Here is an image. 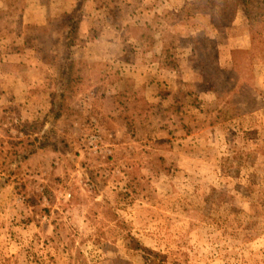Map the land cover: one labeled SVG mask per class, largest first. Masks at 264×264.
I'll use <instances>...</instances> for the list:
<instances>
[{"label": "rangeland", "instance_id": "374dc122", "mask_svg": "<svg viewBox=\"0 0 264 264\" xmlns=\"http://www.w3.org/2000/svg\"><path fill=\"white\" fill-rule=\"evenodd\" d=\"M0 264H264V0H0Z\"/></svg>", "mask_w": 264, "mask_h": 264}, {"label": "trees", "instance_id": "16d2710c", "mask_svg": "<svg viewBox=\"0 0 264 264\" xmlns=\"http://www.w3.org/2000/svg\"><path fill=\"white\" fill-rule=\"evenodd\" d=\"M78 30V23L75 19H72L71 20V25L69 26V29H68V32H67V37H66V48H67V51L70 53V50L71 48L73 47L74 45V40H73V36L76 34ZM68 76V75H67ZM67 84H69V82H67L65 84V86H67ZM63 96V93H61V97ZM54 105H55V109H57V112H61V107H62V103L60 105L58 99L54 101ZM63 108V107H62ZM57 113V114H58ZM61 113H59V116H60Z\"/></svg>", "mask_w": 264, "mask_h": 264}]
</instances>
